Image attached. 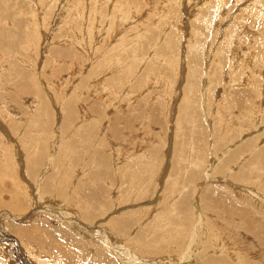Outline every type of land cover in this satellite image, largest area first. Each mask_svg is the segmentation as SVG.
I'll list each match as a JSON object with an SVG mask.
<instances>
[{
    "label": "rangeland",
    "instance_id": "374dc122",
    "mask_svg": "<svg viewBox=\"0 0 264 264\" xmlns=\"http://www.w3.org/2000/svg\"><path fill=\"white\" fill-rule=\"evenodd\" d=\"M0 124V264H264V0H0Z\"/></svg>",
    "mask_w": 264,
    "mask_h": 264
},
{
    "label": "bare ground",
    "instance_id": "6f19581e",
    "mask_svg": "<svg viewBox=\"0 0 264 264\" xmlns=\"http://www.w3.org/2000/svg\"><path fill=\"white\" fill-rule=\"evenodd\" d=\"M124 25V24H123ZM190 72V71H189ZM1 125V124H0ZM84 215V214H83ZM157 226V225H156ZM155 229V228H154ZM153 233V232H152ZM155 238V237H154ZM153 245V244H152ZM138 246H141L140 244H138ZM144 247H145V245H143ZM144 247L142 248V249H144ZM152 247V246H151ZM149 248V247H148ZM146 249V248H145ZM139 250V249H138ZM140 250H141V247H140ZM151 250V249H150ZM153 251V250H152ZM221 259V258H220ZM223 260V259H222ZM221 261V260H220ZM220 261H219V263H220ZM224 262V261H223ZM223 262H222V264H223ZM218 263V264H219ZM221 264V263H220Z\"/></svg>",
    "mask_w": 264,
    "mask_h": 264
}]
</instances>
